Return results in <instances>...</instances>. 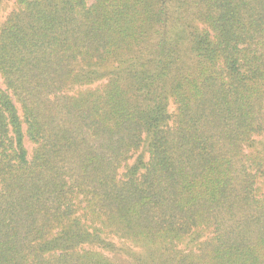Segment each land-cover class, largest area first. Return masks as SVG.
Returning a JSON list of instances; mask_svg holds the SVG:
<instances>
[{
  "label": "trees",
  "instance_id": "1",
  "mask_svg": "<svg viewBox=\"0 0 264 264\" xmlns=\"http://www.w3.org/2000/svg\"><path fill=\"white\" fill-rule=\"evenodd\" d=\"M12 1L0 264H264V0Z\"/></svg>",
  "mask_w": 264,
  "mask_h": 264
},
{
  "label": "rangeland",
  "instance_id": "2",
  "mask_svg": "<svg viewBox=\"0 0 264 264\" xmlns=\"http://www.w3.org/2000/svg\"><path fill=\"white\" fill-rule=\"evenodd\" d=\"M12 8H13V1L12 0H3L1 17L3 18L7 13H9L12 10ZM26 148L28 150L31 149V145L28 142H26ZM117 262H118V264H123V259L122 258L118 259Z\"/></svg>",
  "mask_w": 264,
  "mask_h": 264
}]
</instances>
